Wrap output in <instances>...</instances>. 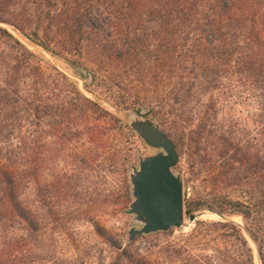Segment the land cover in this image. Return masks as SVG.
<instances>
[{
    "label": "rangeland",
    "instance_id": "374dc122",
    "mask_svg": "<svg viewBox=\"0 0 264 264\" xmlns=\"http://www.w3.org/2000/svg\"><path fill=\"white\" fill-rule=\"evenodd\" d=\"M35 2L0 0V17L3 20L0 27L37 54L27 59L20 47L0 39V147L18 146L22 153L25 152V156L20 158L23 162L19 166L20 171L33 176L24 179L20 201L37 227L31 233L18 220L7 221V224L0 222V249H4L10 240L31 243L30 252L23 251L17 255L21 264H132L119 256L122 253L118 246L123 243L122 250L145 264H188L192 257L212 254L214 244L188 238L198 222L215 221L237 225L251 249L253 263L260 264L256 245L245 231L243 219L240 216L222 215L213 219L206 212L214 213L208 210L195 212L194 223H190L185 216L183 226L166 235L157 233L137 237L128 243V230L138 226L132 223V217L123 214L124 211L116 212L112 206V197L117 196L126 175L128 180L130 168L137 166L138 157L151 155L152 150L144 144L147 147L145 149L139 141L133 139L128 145L131 147L128 154L132 158V165L125 170L112 163L107 153L98 155V151L85 138L69 143L60 141L47 125L52 116L43 118L42 109L45 105L64 102L70 89L65 77L75 81L85 98L96 100L112 113L115 101L105 89L107 86L117 96L129 94L134 98L137 95L143 105L135 108L141 107L144 111H151V114L158 109L155 105L159 100L167 96L169 100L164 111L169 113L168 123L183 138L181 154L173 171L182 178L184 200V197H203L213 190L211 177L217 174L221 164L214 154L211 158L203 153L200 157L191 155L189 138L192 131L203 129L202 146L211 147L212 142L228 138L231 142L234 140V144L247 147L253 152L263 150L264 86L238 73L235 65L231 66L232 73H227L214 87V84L208 86L193 76L187 83L186 74H189L191 62H181L180 56H171L167 48L159 44V36L153 35H148L141 46L135 48L137 56L132 55L124 60L117 55L116 65L110 66L99 51L101 44L107 42L112 46L110 50L114 51L120 50L125 41L128 43V34L132 28L129 32L125 30L126 21L122 19L118 21L119 26L96 34L94 41L82 42L80 62L85 80H79L71 76L65 64L61 65L45 53L30 47L14 31V28H18L30 34L36 15ZM60 7L57 6L58 9ZM104 14L109 15L106 12ZM151 25L145 24L141 31L149 34L153 28L157 30ZM61 32L64 39L60 41L58 37L52 38L51 45L64 52L68 58H75V48L68 44L71 38L64 34V26H61ZM45 34L44 29L42 38ZM177 36L182 37L181 34ZM136 57L138 62L133 61ZM92 73L98 78L94 85L91 84ZM101 82L104 87L97 86ZM174 95L182 100L186 98L187 103L174 105ZM17 97L21 101L15 109L3 103L6 99L16 100ZM37 106L40 109L35 110ZM30 108L35 111L31 113L28 111ZM134 109L126 112L127 126L131 110ZM100 122L104 124L103 120ZM121 124L119 122L118 127ZM111 139L110 143L118 148L119 139ZM83 158L87 160L85 163ZM93 158L94 162L91 161ZM205 158V165H200L199 161ZM58 177L61 185L57 183ZM245 178L244 174L239 175V180L246 182ZM248 182L256 188L257 181L253 176ZM220 183V188L227 186L222 181ZM65 184L67 186L61 188ZM58 188L62 189L58 190L59 193ZM240 189L236 185L228 186L224 193L238 196Z\"/></svg>",
    "mask_w": 264,
    "mask_h": 264
},
{
    "label": "trees",
    "instance_id": "16d2710c",
    "mask_svg": "<svg viewBox=\"0 0 264 264\" xmlns=\"http://www.w3.org/2000/svg\"><path fill=\"white\" fill-rule=\"evenodd\" d=\"M58 5H61L60 9L57 8ZM35 6L36 15L30 34L18 28H14V31L30 47L45 53L61 65L65 64L71 76L79 80H85L80 62L82 42L94 41L96 34L119 26L118 21L122 19L126 21L125 30L129 32L130 27L132 28V32L128 34V43L125 41L120 50L114 51L110 50L112 46L107 42L101 44L99 51L110 66L116 65L118 56L124 60L132 55L137 56L135 48L141 46L148 35H153L159 36V44L167 48L166 51L171 53V56H180L181 62H191L189 74H186L187 83L193 76L208 86L214 84V87L218 80L225 78L227 73H232L231 66L235 65L238 73L253 78L264 86V0H36ZM0 23H3L1 17ZM145 24H153L151 26H155L157 30L153 28L149 34L143 33L141 30L145 28ZM61 26H64V34L71 38L68 44L75 48V58H68L64 52L51 45L52 38L58 37L60 41L64 39ZM44 29L46 34L42 38ZM0 39L20 47L27 59L37 55L36 51L25 48L3 27H0ZM179 40L182 42H178ZM133 61L138 62V58ZM64 79L70 86L64 102L59 105H45L42 109L43 118L52 116L47 124L51 133L67 143L85 138V141L98 151V155L107 153L112 163L127 170L132 165V158L128 154L131 151L129 143L136 139L147 149L127 126L126 120V112L137 105H143L142 100L137 95L134 98L129 94L117 96L112 88L107 86L105 89L115 101L112 113L96 100L85 98L73 79ZM97 80L96 75L92 73L91 84H96ZM97 86L104 87L102 82ZM93 98L96 99V96ZM173 99L176 106L187 103L186 98L182 100L178 95H174ZM168 100L167 96L159 100L155 105L158 109L152 112L150 120L159 124L172 142L179 158L183 138L178 130L168 123L169 113L164 111ZM20 101L17 97L16 100L6 99L3 103L15 109ZM38 109L40 108L37 106L35 110ZM35 110L28 109L31 113ZM102 120L104 124L100 122ZM119 122L122 124L118 127ZM202 130L199 128L190 133L191 155L200 157L203 153L211 158L214 154L221 164L217 174L211 177L210 185L213 190L203 197H184L185 216L189 218L200 210H208L222 216H240L245 231L256 245L259 262L264 264V138L261 152H253L247 147L234 144V140L231 142L228 138L212 142L211 147H206L200 143L203 138ZM114 138L117 141L119 139L118 148L109 141ZM21 156H25V152L22 153L18 146L0 147V222L7 224V221L18 220L32 233L37 227L31 215L23 208L20 189L24 179L32 177L33 174L20 171L19 166L23 163ZM134 158L137 159L135 154ZM82 161L85 163L87 160L83 158ZM91 161L94 162L95 158ZM199 163L205 165L206 158L201 159ZM241 174L247 177L246 182L239 180ZM251 176L257 181L256 188L248 182ZM221 181L226 187H241L242 190L238 192L240 195L225 194L226 187L220 188ZM57 183L61 185L60 178ZM63 186L67 185H62L61 188ZM61 188H58L57 192L62 190ZM130 202V187L126 175L117 196L112 197V206L116 212L121 213L128 208ZM206 213L217 219L215 214ZM172 231L173 229L161 234L166 235ZM188 239H199L204 240V244H214L211 255L192 257L188 264H254L247 240L241 234L240 228L233 223L198 222ZM4 246V249H0V264H21L17 255L23 251L30 252L32 244L24 240H21V243L19 240H10ZM122 246L123 243L118 246L122 259L132 264H145L132 258L121 249Z\"/></svg>",
    "mask_w": 264,
    "mask_h": 264
},
{
    "label": "water",
    "instance_id": "95a60500",
    "mask_svg": "<svg viewBox=\"0 0 264 264\" xmlns=\"http://www.w3.org/2000/svg\"><path fill=\"white\" fill-rule=\"evenodd\" d=\"M150 114L137 107L128 119L131 130L152 150L151 155L138 157L137 166H131L128 175L131 202L123 214L138 226L128 230V243L137 236L180 229L185 219L183 181L173 171L178 155L160 126L150 120ZM188 220L194 223L196 217L192 214Z\"/></svg>",
    "mask_w": 264,
    "mask_h": 264
},
{
    "label": "bare ground",
    "instance_id": "6f19581e",
    "mask_svg": "<svg viewBox=\"0 0 264 264\" xmlns=\"http://www.w3.org/2000/svg\"><path fill=\"white\" fill-rule=\"evenodd\" d=\"M218 217V216H217Z\"/></svg>",
    "mask_w": 264,
    "mask_h": 264
}]
</instances>
